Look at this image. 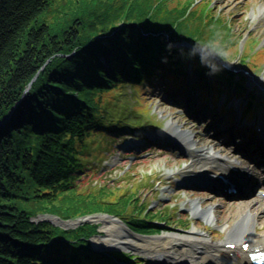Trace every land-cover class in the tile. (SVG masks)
<instances>
[{
    "label": "trees",
    "instance_id": "trees-1",
    "mask_svg": "<svg viewBox=\"0 0 264 264\" xmlns=\"http://www.w3.org/2000/svg\"><path fill=\"white\" fill-rule=\"evenodd\" d=\"M203 4L0 0V264H110L107 256L147 264L123 251L93 250L89 239L98 234L96 225L66 230L35 221L40 215L72 220L103 213L149 236L162 234L160 223L191 226L173 212L156 213L137 185L101 182L90 188L98 173L87 162L91 155H103L99 149H107L112 134L146 126L141 115L148 114L147 105L140 97L153 80L171 85L169 80L179 81L187 67L200 95L204 87L212 95L244 91L213 61L198 63L200 57L191 53L186 62L184 49L164 45L163 32L223 59L237 58L245 67L264 66L263 44L255 33L240 53L245 37ZM139 29L148 32L145 38ZM251 49L263 53L259 61L248 55ZM126 88L137 93L139 105L121 116L115 107ZM249 103L264 107L260 95L246 93L243 116ZM157 117L149 115L147 121Z\"/></svg>",
    "mask_w": 264,
    "mask_h": 264
},
{
    "label": "rangeland",
    "instance_id": "rangeland-1",
    "mask_svg": "<svg viewBox=\"0 0 264 264\" xmlns=\"http://www.w3.org/2000/svg\"><path fill=\"white\" fill-rule=\"evenodd\" d=\"M196 1L198 3H204L203 6L208 2L209 6H212L214 11L219 13V19L225 18L226 20H230L229 24L231 26L234 25L233 31L245 37V45L240 49V53L245 50L246 42L253 38L254 33L256 38L261 40L264 48V0ZM248 55L252 57L253 61H259L263 53H256L255 50L251 49ZM226 61L236 67L247 70L251 74V79L247 81L246 79L242 80L240 77L236 78L243 84L246 82L251 91L257 87L264 89V66L256 70L252 66H242L237 58L226 59ZM198 63L206 64L201 59H199ZM154 82L155 80L152 81L150 86H153ZM178 83L180 89L184 91L187 89L186 92L189 90L192 98H194L193 96L196 95L197 88L193 86L194 84L191 81L180 80ZM161 90H158L157 86L154 85L151 88H147L146 91H143L140 97V103L147 105L146 112L148 114L141 115V119L146 121L145 124L148 125L146 126L147 128L127 126V132L118 131L114 137L112 134V138L107 139L110 141L107 149L103 147L99 149L103 152L102 156L97 158L93 155L90 156L87 164L91 172L95 173V175L98 173V177L97 179H90L89 187L95 188L101 182L105 185H116L125 188L129 186L132 188V186L137 185L138 188H141V198L156 213L159 211L173 212L178 218L190 222L191 227H188V230L183 232V230L176 229L177 227L174 224L169 227L160 224L163 228L161 235L143 237L136 235L137 233L130 232L129 228L126 227L127 225L117 221L113 218L114 216L109 217L110 215L107 216V214L99 213L72 219L64 229H76L85 224L96 225L98 226V234L89 239L90 246L93 250L100 252L123 251L127 254L140 256L149 264H160V261L156 262L146 252H143L140 247L136 246L140 243V240H153L167 235L192 237L193 233L197 232L198 235L206 233L208 235L207 237L214 244L228 242L227 228L234 227L238 222H241L248 212L259 215L260 219H257L259 225L256 228V232L259 235H263L264 197L261 195V192H256L242 200H231L222 195H215L207 190L208 187L187 183L194 180L196 176H199L188 173L192 169H186L194 161L191 151L181 152L177 146L173 145H168L164 148L156 146L138 147L135 145V143H140L141 140L146 141L144 136H142L143 133L155 134L163 132L164 130H168L166 129L167 125L172 122L180 126L181 132H194L196 135L195 141L198 142L200 148L204 146H215L218 151H221L225 155L245 162L238 154V145L234 138L240 139L239 143L243 144L248 141L246 135H239L238 133V135L234 136V141L231 140V142L225 139L221 140L222 138L219 133L228 124L223 121V118L216 124L220 116H222L220 113L214 111L208 113L206 116L207 111H203V114L200 115V110L202 109L200 105H202L203 101L201 100V102L197 99H194L195 105L198 104L196 107L187 105L185 109L179 108L172 104L171 92L164 93ZM215 95L219 96L220 99L223 97L220 91H217ZM240 95L242 97V93ZM120 96L121 99L118 107H115V111L118 115L122 116L123 113V115L126 114L127 116V112L130 111L131 107L139 105L136 98L137 93L135 95L133 89L126 88ZM233 98L232 102L236 101L235 109H237L241 99ZM249 105L246 108L249 109L251 118L257 121L263 119V107L261 105ZM229 106L230 103L226 109ZM155 114L159 115V117L152 119L153 121H147L149 115L154 116ZM135 131L136 133L134 134L142 135L137 136L133 140L128 138L130 132L133 133ZM225 134L227 135V133ZM132 145L135 148L128 149ZM262 161H264V155ZM253 171L255 175L261 174L260 178L255 176V181L258 183L264 182L262 169H253ZM197 201L203 202L206 209L211 208L217 210L219 217L218 224H211L204 220H199L194 216L192 209L194 208V202ZM50 216L53 215H40L35 221L47 222L46 220H49ZM85 220L91 223H84ZM51 221L60 224L56 219H52ZM119 225L123 227V232ZM99 235L102 237H99L100 240L95 245L96 242L93 243V241L94 239H98L96 237Z\"/></svg>",
    "mask_w": 264,
    "mask_h": 264
},
{
    "label": "bare ground",
    "instance_id": "bare-ground-1",
    "mask_svg": "<svg viewBox=\"0 0 264 264\" xmlns=\"http://www.w3.org/2000/svg\"><path fill=\"white\" fill-rule=\"evenodd\" d=\"M167 129L177 133V135L173 134L175 140L188 145L191 150L194 149L191 152L194 161L186 169H192L188 172L190 174L201 175L194 178L197 183H200L202 178L205 180L203 175L207 174V176L211 175V180L214 175H220L223 179L235 184L242 176L241 171L245 173L244 165L240 161L232 160L227 156L223 157L215 146L200 148L198 142L195 141L194 132H181L180 126L172 122L167 125ZM207 181L210 182V179ZM214 184L221 186L219 181ZM253 194L251 193V195ZM193 206L192 212L197 219L211 224L219 223L216 209H206L201 201L194 202ZM257 219H260L259 215L248 212L241 222H238L234 227L227 228L229 241L220 244H214L206 234L198 235L196 232L192 237L167 235L153 240H140L136 246L156 262L160 261V264H250L248 255L251 251L244 253L241 250V245L251 242L253 248L258 247L264 250V235L258 237L256 232L259 225ZM119 226L121 231H124L123 227ZM98 240L100 238L94 239L93 243L96 242V245ZM227 244H233L236 247L230 250L226 248ZM230 253L233 255L232 257L229 256Z\"/></svg>",
    "mask_w": 264,
    "mask_h": 264
},
{
    "label": "water",
    "instance_id": "water-1",
    "mask_svg": "<svg viewBox=\"0 0 264 264\" xmlns=\"http://www.w3.org/2000/svg\"><path fill=\"white\" fill-rule=\"evenodd\" d=\"M107 216H109V215H107ZM47 217V216H46ZM109 217H112V216H109ZM113 218H115L117 221H119L120 223H122V224H124L120 219H118V218H116V217H113ZM57 220L60 224H56V223H53L51 220ZM47 222H49V223H51V224H53V225H55V226H59V227H61V228H66V225H68L69 223H70V221L71 220H68V221H63V220H61V219H59L57 216H50L49 217V220H46ZM84 223H91V222H88L87 220H85V222ZM99 237H102V236H97L96 238H99ZM121 244H123V243H121Z\"/></svg>",
    "mask_w": 264,
    "mask_h": 264
}]
</instances>
